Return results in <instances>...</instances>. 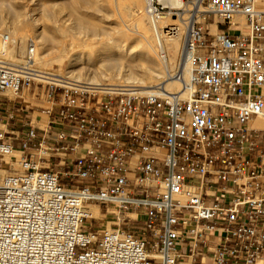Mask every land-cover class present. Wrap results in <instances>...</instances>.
Segmentation results:
<instances>
[{"label":"built area","instance_id":"1","mask_svg":"<svg viewBox=\"0 0 264 264\" xmlns=\"http://www.w3.org/2000/svg\"><path fill=\"white\" fill-rule=\"evenodd\" d=\"M181 1L147 5L186 24L179 91L44 70L0 32V92L50 104L44 127L17 102L0 120V264H264V9Z\"/></svg>","mask_w":264,"mask_h":264},{"label":"bare ground","instance_id":"2","mask_svg":"<svg viewBox=\"0 0 264 264\" xmlns=\"http://www.w3.org/2000/svg\"><path fill=\"white\" fill-rule=\"evenodd\" d=\"M76 1L77 0H73L72 2H76ZM158 1L165 5L182 8L184 10H187L189 7V5H186L181 0H158ZM109 2H110L111 11L117 8L120 10L124 9L126 10L125 12H130L133 7H138L139 9H141L143 6V0H127V2H124L122 0H110ZM202 2L203 0L201 1L197 0V5H199L202 11H205V12L208 11L210 7L208 6L205 8L201 4ZM259 4L263 5L262 7L264 9V0H260ZM36 8L34 10L32 9V11L33 12L35 10L40 11L44 9V8L42 9L41 6L38 7L37 9ZM51 9L50 7H47V9L45 8L42 12L45 14V16L43 17L51 19L50 21H53V23L55 24L57 23L54 20V14L56 13V11L53 9L51 10ZM35 14L36 13L30 14L31 18H32V15H35ZM21 15L23 14L22 13L20 14L19 12L16 15L17 19L20 18ZM31 18H30V21L35 19V17L34 19H31ZM151 19L152 21L150 20V23L154 31L153 32L154 36L152 38L151 36H148L144 30H141V28L144 29L143 27L144 20H145L144 16L136 15V18L134 19L132 23H130V25L125 24L126 28L122 27L121 29L116 30V35L114 37L110 36V39L108 42H101V43L99 42L95 47H93V44L87 43L86 41H80V42L77 41L78 49L76 53L75 51H73L72 54H71V47L76 42L74 41V43L72 44L70 42L71 38L69 40L66 37H64L63 40H58L60 36L58 35L59 36V37L57 36L58 38L55 37L54 32L55 33L57 32L67 33L69 32L70 29L74 30V32H79V30H83L85 28L90 31V34L96 36V35H99L100 31H102L101 28H99L98 24H96V26L95 25L92 26L94 21L91 24V26L89 25V27L86 28L87 24L83 25V23L78 19H74L73 25H69V26L64 25L63 27V26H57V24L55 25L53 24L54 26L50 27L49 32L41 33L42 32L41 31L39 32L37 37L40 38L39 40L42 41L43 44L55 43L56 45H58V49L56 52L57 54L50 59L46 58L45 53H44L45 55L44 54L40 55L39 51H37L38 44L36 43L34 38H32V40L35 43L34 60L36 64H40L43 66H49L53 62L61 63L67 57L72 56L71 59L69 60V70L66 74L72 77L78 78V79H87L93 83H102L104 79H107L112 83L113 79L118 78L123 82L140 86L141 91L143 92L152 91L155 89V86L157 84L161 83L165 90L179 91L181 84L178 80L174 78V74L178 70L183 71V73L185 74V77L187 78L189 75V71H190L188 64L184 63L185 61L181 59L182 58L181 57L182 47L184 44L185 36L187 34L186 24L181 17L172 18L168 16L160 20H157L151 17ZM235 20L241 23L242 29H245L243 16H235ZM28 21H29V18H28ZM6 22L3 16L0 15V32H2L1 29L3 27H7L4 29L10 35L11 40H12L10 46L8 47V54L10 57H14L15 43L17 41L16 39L17 37H19L22 40V42L25 40V37H26L25 31H23L25 30V28L23 29V25L19 24L20 21L18 23H15L14 27L9 26V23L7 25ZM12 22H16V21L13 19ZM5 24L6 26H4ZM168 27L169 28L173 27L175 29L170 35L168 34V32H166L167 30L166 28ZM210 27L212 29V33L216 34L219 32L216 24H210ZM236 30L237 28H232L233 32H235ZM73 39L74 38L72 37V41ZM127 39H132L137 43H141L143 46L142 48L143 50L140 52L141 58L138 59L139 60L138 63L136 65H127L125 66L126 69L123 70L124 65L123 63H121V58L123 56L121 57V54L126 53L130 55L131 57L135 56V53L132 51L133 50L132 47L126 46L125 44L122 43L123 41ZM152 40L154 41V44ZM111 42L113 43V45L112 47H109V43ZM93 48H95L94 49L95 53L90 55V53L93 51ZM24 52H25L24 47L23 45H21L20 53L23 54ZM27 52H28V47H27ZM156 58L160 60L159 61L160 67L158 69L155 67V64L157 63ZM81 61H83L87 65L98 63L99 66H101L99 69L98 75L91 74L90 70L89 72L87 71L88 72L87 74L86 70L90 69L89 67L88 69H86V67H83V66L77 67L78 63H80ZM84 69H86L85 72L83 71ZM159 78H162V80L156 82L157 81L156 79H159ZM8 92H12V91H8ZM251 126L255 128H259V129H264V111L262 115L258 116L256 119H254L251 122ZM18 152L19 151H16V153ZM5 159L10 161V156H6ZM15 166L17 165L15 164ZM9 175L10 173L7 174L6 169L0 168V181H2L5 177ZM91 214L93 217H99L100 210L97 207H92Z\"/></svg>","mask_w":264,"mask_h":264},{"label":"rangeland","instance_id":"3","mask_svg":"<svg viewBox=\"0 0 264 264\" xmlns=\"http://www.w3.org/2000/svg\"><path fill=\"white\" fill-rule=\"evenodd\" d=\"M72 1L73 0L71 1L70 0H3V1L0 0V15L3 16V18L5 19V22L7 21L6 22L7 25L9 23V26L14 27L15 23H18L20 21L19 24L23 25V29L25 28V30H23L25 31V36H26L25 40L22 42V40L19 37H17L16 39L17 41L15 43V55L12 58H17V59L23 58L27 52V47L32 38H34V40L38 44L37 51H39L40 55H43L45 53L47 59L54 57L57 54L56 52L58 49V45H56L55 43L43 44L42 41L39 40L40 38H38L37 35L41 31H42L41 33L49 32L50 27L54 26L55 24H57V26H63V27L64 25L65 26L73 25L74 19L80 20L83 23V25L87 24V27L85 26L86 28H88L89 25L91 26V24L94 21L92 26L93 25L96 26V24H98L99 28H101L102 31H100L99 35H96V36L90 34V31L85 28L83 30H79V32H74V30L70 29L69 32H67L68 34L66 32H57V33L54 32L55 37H57L58 35L60 36V37L58 36L59 38L57 37L58 40H63L64 37H66L69 40L71 38L70 42L72 44L74 43V41L76 42L72 46L74 49L71 47V54L73 51H75L76 53L78 49L77 41L79 42L86 41L87 43L93 44V47H95L99 42L100 43L108 42L110 39V36L114 37L116 35V30L121 29L122 27L126 28L125 24L130 25V23H132L134 19L136 18V15L144 16V19H145L144 24H143L144 29L141 28V30H144L148 36H151V38L154 36V33H153L154 31L150 23V20L152 21V19L147 10V5H148L147 0L146 1L143 0V6L141 9H139L138 7H133L130 12H125L126 10L124 9L120 10L117 8L111 11L110 2H109L110 0H98V1L96 0L94 1L93 0H77L76 2H72ZM122 1L127 2V0L126 1L122 0ZM185 4L188 5V3H185ZM201 4L206 8L209 6V0H203ZM37 6L38 7L41 6L42 9L43 8L47 9V7H50V9L52 8L53 10H55L56 13L54 11L55 14L54 13L53 14H54V20L57 23L54 24L53 21H50L51 19L43 17L45 16V14L42 13L44 9L40 11L35 10L33 12L32 9L34 10ZM262 6L263 5L260 4V7L263 9ZM19 12L20 14L22 13L23 15H21V17L17 19L16 15ZM32 13H36V14L32 15V18H31L30 14ZM28 18H29V21H28ZM30 18L34 19L35 21L34 20L30 21ZM13 19L16 22H12ZM212 20H213V15L212 14L208 15L207 21H212ZM4 26H6V24ZM4 28H7V27H3L1 29L2 32H6ZM220 29L222 28L220 27ZM211 32H212V29H211ZM72 37L74 38L73 41H72ZM152 42L154 44L153 40ZM122 43L125 44L126 46L132 47L133 49L132 51L135 53V56H132V57L126 53L121 54V57L123 56L121 58V63H123L124 65L123 70H125L126 69L125 66L136 65L138 63L139 61L138 59L141 58L140 52L143 50L142 49L143 46L141 43H137L132 39H127L123 41ZM21 45H23L24 50H25L23 54L20 53ZM112 45H113L112 42L109 43V47H112ZM94 49L95 48H93V51L90 53V55L95 53ZM71 57L72 56L67 57L61 63L53 62L52 63L53 65L51 64L49 66H43L40 64H37V65L39 68L44 69V70L55 71V72L59 71L62 73H67L69 70V60L71 59ZM156 61L157 63L155 64V67L158 69L160 67V62H159L160 60L156 58ZM82 66L86 67V69H88V67L90 68L88 70L86 69L83 70L84 72L86 70L87 74L90 70L91 74H97V75L101 67L99 66L98 63L87 65L86 63L81 61L80 63H78L77 67H82ZM106 80L107 79H104L103 82H110L109 80L107 81ZM156 80H157L156 82H158V81H161L162 78H159ZM116 81H121V80L118 78H115L113 79L112 82H116ZM6 92L8 95H4L5 94L4 92H0V119L6 118L9 111H11L10 109L13 108V104L17 102L19 106L24 105V107H26L25 111H21V112L19 111L21 113L18 116L19 119H26L28 116L30 117L32 116L34 118L37 117L38 120L40 119L38 123L40 127H44L46 125L48 116L47 114L43 113V111H44V107L50 106V104L47 102L44 95H42L41 97H36L32 95L31 91L28 88H24L22 91H20L18 93V97H16L17 95H15L12 92H8V91ZM14 111H18V110L15 109ZM2 127L4 126L0 123V128ZM6 171H7V174L13 172L10 169L8 170L6 169ZM99 217L100 218L97 217L98 219L94 220L92 222V225L90 224L89 226H92V228H95V229H101L107 225H109L110 227V223L112 219L111 217L107 219L101 218L102 217L101 213ZM107 221H110L109 224H107Z\"/></svg>","mask_w":264,"mask_h":264},{"label":"crops","instance_id":"4","mask_svg":"<svg viewBox=\"0 0 264 264\" xmlns=\"http://www.w3.org/2000/svg\"><path fill=\"white\" fill-rule=\"evenodd\" d=\"M5 93V94H4ZM3 94L4 95H8L6 92H4ZM43 113H45V114H47V116H48V113L46 112V111H43ZM1 120V119H0Z\"/></svg>","mask_w":264,"mask_h":264}]
</instances>
